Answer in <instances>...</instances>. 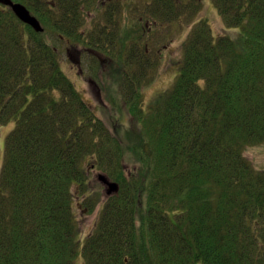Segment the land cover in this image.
<instances>
[{
    "label": "trees",
    "instance_id": "trees-1",
    "mask_svg": "<svg viewBox=\"0 0 264 264\" xmlns=\"http://www.w3.org/2000/svg\"><path fill=\"white\" fill-rule=\"evenodd\" d=\"M13 1L44 30L0 3V127L15 123L0 172V264H264V171L245 156L264 145V0H214L238 31L215 38L200 20L175 83L151 105L142 36L109 45L124 70L125 137L97 116L47 39L88 44L70 21L74 2ZM166 3L155 8L162 17ZM133 65L142 69L131 76ZM91 165L119 191L104 200ZM78 201L103 206L85 237Z\"/></svg>",
    "mask_w": 264,
    "mask_h": 264
},
{
    "label": "rangeland",
    "instance_id": "rangeland-1",
    "mask_svg": "<svg viewBox=\"0 0 264 264\" xmlns=\"http://www.w3.org/2000/svg\"><path fill=\"white\" fill-rule=\"evenodd\" d=\"M84 2L88 4L84 14L89 13V16L76 31L83 32L85 36L89 33L90 36L99 29V26H102L99 19L103 11L99 0H84ZM163 3L164 0H114L109 4L115 8V19L121 28V36H125L128 26L131 27L130 30L135 28V35L139 33L142 36L138 43L141 46L140 50L146 52L145 58L143 57L146 69L144 70L146 72L145 82L152 79L142 88L143 100L147 105H151L160 93L167 91L175 83L184 57V43L200 20L209 22L215 38L223 34L232 35L238 31V29L226 28L225 21L216 8L214 0H168V4L164 6L167 14L162 17L158 12L161 8L158 10L155 8H157L156 5L160 7ZM169 5L172 6L171 9ZM147 22L151 29L147 27ZM150 30L153 31L150 32ZM47 39L59 52L62 70L72 80L84 99L92 105L97 116L104 120L112 131L114 124L118 122L120 126L117 124V127L122 129L121 136L125 137L126 131L132 127V117L128 114L120 95L121 83L120 78L117 77L124 74V70L117 71L116 69L118 66L117 51L113 53L114 62L106 59L102 63L91 51L92 47L97 45L95 39L92 41L87 36L88 44L80 45H75L74 41L70 43L60 41L57 34H48ZM96 40L101 44L106 41L101 38ZM132 43L133 41L130 40L129 45ZM114 46L118 48L119 43H115ZM139 56L142 55L139 54ZM131 57H138L136 51ZM139 69L142 67L135 65L130 68L125 67L126 73L128 72L131 76L140 72ZM116 100H121L120 106H115ZM14 127L15 123L0 127V172L5 157L6 136ZM245 156L255 169L264 171V145L250 147L245 152ZM125 164L129 171L136 166L129 161ZM88 168L92 176V185L100 188L105 200L108 197V187L99 179V176L105 173L93 165ZM102 208L100 204L93 212H90L79 201L75 204V216L79 223V230L84 237L95 228L101 217Z\"/></svg>",
    "mask_w": 264,
    "mask_h": 264
},
{
    "label": "flooded vegetation",
    "instance_id": "flooded-vegetation-1",
    "mask_svg": "<svg viewBox=\"0 0 264 264\" xmlns=\"http://www.w3.org/2000/svg\"><path fill=\"white\" fill-rule=\"evenodd\" d=\"M71 1L74 2V5L68 11L69 12V17H71L70 18L71 19L70 21H73L77 17V20H79L78 22H79V25L81 27L82 24H83V22L89 16V13L84 14L85 10H87V5L88 4H86L84 2V0H71ZM113 1L114 0H99L100 6H101V7L100 6L99 7L102 8L101 10L103 11L101 13V16H100V19H99V22L101 23L102 26H99V29L96 28L97 31H95L96 33L94 35L95 38L105 39L106 40L105 41L106 42V45H110V46H111L112 43L113 44L119 43L120 36H121V28H120V26L118 25V22H116V19H115L116 18L115 17V15H116L115 14V8H112V5H109ZM14 3L21 4L19 2H14ZM164 6H165V4H164ZM5 7L12 9L9 5H5ZM31 15H33V14H31ZM147 27L149 29H151L150 24L148 22H147ZM130 29H131V27L128 26L127 33L130 35V40L133 41V39H135V37H136V35H135V28H133V30H130ZM147 31H145V32H147ZM152 31L153 30H150V32H152ZM80 33L82 35H84L85 39L87 38V36L89 37V33H88L87 36H85V34L83 32H80ZM110 38H111V40H109ZM60 41H65V42L70 43L73 40H72V38L70 39V38H66V37H62L61 36V40ZM108 41H111V42H108ZM110 46H108V47H110ZM100 47H102V45H100ZM108 47H102L101 50H99V51L96 50L95 48H92L91 51H92V53L94 55H96L97 59H100L101 62L103 63L106 59L112 60L113 57H114L113 56V53H115V50H112L111 48H108ZM113 49H116L117 50L116 46L115 47L113 46Z\"/></svg>",
    "mask_w": 264,
    "mask_h": 264
},
{
    "label": "water",
    "instance_id": "water-1",
    "mask_svg": "<svg viewBox=\"0 0 264 264\" xmlns=\"http://www.w3.org/2000/svg\"><path fill=\"white\" fill-rule=\"evenodd\" d=\"M0 3L9 5L15 14L24 22L33 26L37 31L43 32V27L36 17L31 15L29 10L22 4L14 3L12 0H0ZM99 179L108 187V195H113L119 191V185L110 181L105 175H100Z\"/></svg>",
    "mask_w": 264,
    "mask_h": 264
}]
</instances>
